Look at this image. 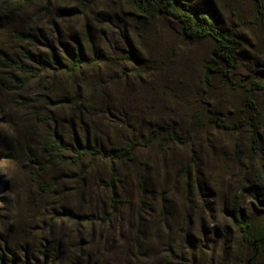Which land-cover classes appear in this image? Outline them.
I'll return each mask as SVG.
<instances>
[{"label":"rangeland","instance_id":"1","mask_svg":"<svg viewBox=\"0 0 264 264\" xmlns=\"http://www.w3.org/2000/svg\"><path fill=\"white\" fill-rule=\"evenodd\" d=\"M190 4L208 6L220 25L234 31L240 61L228 78L213 77L206 85L203 66L209 62L211 43L183 40L170 21L143 25L134 20L124 0H36L31 6L22 0H0V252L9 260L249 264V247L232 225L229 211L235 202L245 214L259 216L256 209L264 204V189L257 187L259 180L264 186V157L252 150L248 138L250 101L257 110L264 151V0ZM71 5L81 12L69 20L59 17V10ZM78 29L97 38L93 44H107V62L88 65L81 75L40 65L26 85L15 82L5 56L17 54L31 63L30 52L48 60L47 46H31L21 34L35 33L40 41L44 34L56 45L67 40L58 33ZM127 44L133 49L145 46L140 53L143 65L126 59ZM90 93L94 98L89 102ZM73 95L82 101L83 117L97 127L96 137L105 147L130 139L143 142L157 125L183 133L201 110L208 118L220 117L232 130H217L200 116L186 144L141 148L126 167L115 163L116 172L127 175L122 186L130 206L112 207L109 190L101 186L110 166L99 160L77 167L51 163L37 179L61 181L53 191L42 193L29 159L44 160L42 143L61 130L47 118L69 112L49 102ZM141 172L146 189L142 192L137 186ZM64 209L77 217L68 218ZM83 214L91 217H78ZM254 264H264V254Z\"/></svg>","mask_w":264,"mask_h":264},{"label":"trees","instance_id":"2","mask_svg":"<svg viewBox=\"0 0 264 264\" xmlns=\"http://www.w3.org/2000/svg\"><path fill=\"white\" fill-rule=\"evenodd\" d=\"M22 1L26 5L31 6L36 0ZM46 1L48 2L49 0ZM124 1L134 20H137L139 23L144 21L143 25H147L150 22L149 20L170 21L179 28V36L183 40L194 42L208 41L211 43L209 62L203 66V82L206 85L210 84L213 77L220 78L222 76L228 78L227 75H232L237 69L240 61V44L235 37L234 31L229 27L220 25L219 20L212 15L211 9L208 6L205 7L200 4L191 5L190 0ZM59 12V17L64 15L69 20L73 19V17L75 18L81 11L78 10L76 5H71L66 9L59 10ZM262 17L264 18V15ZM40 35L42 41L32 32L21 34L20 38H22V41L31 44V46L36 44L47 46L48 60L37 59L30 52L26 53L31 63L25 62L17 54L5 56V67L12 72L13 79L19 86L26 85L29 78L35 76V72L40 68V65H43L45 68L49 67L46 69L53 72H61L67 75H81L82 69L86 66H97L99 63L108 61L106 53L109 52L104 50H109L107 44H102V47H99L98 44H93L97 41V38L90 35L89 31L86 32L84 29H78L74 33H70L69 31H64L62 34L58 33L57 37L63 36L67 40H65L66 42H63V40L59 41V44H56L57 47L53 45L55 43L52 38L44 34ZM127 46L129 54L126 59L134 62L138 61L143 65L140 53L145 50V46L139 44L134 49L131 44H127ZM137 47L141 50L137 49ZM90 49L91 52L89 53ZM93 98V95L90 93L88 101L90 102V99ZM249 104L248 107L253 110L248 118L249 142L252 150H255L264 157V151L261 149L259 142L261 126L255 120L257 110H255L252 102L249 101ZM49 105L68 109L69 112L61 114L58 117L50 116L47 118L48 122L55 124L57 127L60 124L58 129L61 130L51 133L50 139L42 143L41 157H44V160L29 159V162L36 166V179L54 162L60 165L77 167L84 165L85 162L91 166L99 160L101 163L110 166L108 170L109 176L107 175L108 177L101 182V186L109 190V199L112 207L113 205L118 207L131 205L130 198L124 193L125 188L122 186L126 183L127 175L123 174L120 176L115 168H113L115 163L126 167L133 162L136 152L141 148L156 146L160 150H163L170 144H186L190 139V132H193L198 127L200 116H202V120L206 118L209 124L215 126L217 130H220V128L232 130L227 124L220 122V117L213 116L208 118V115L201 110V112L195 113L190 118L187 128L183 133L176 132L174 129L168 127V125H157L149 131L147 138L143 142L139 139H130L123 144L112 143L105 147L96 137L97 127L90 124V119H84L83 103L82 101L78 102L75 95L68 98L64 96L61 99H54L52 102H49ZM190 161L195 164L194 159H190ZM143 174V172L140 173L137 181L138 191L141 192L146 191L144 189ZM128 175L130 176V174ZM76 180L80 184L82 183V179L77 177ZM59 181H61L60 177H55L51 181L37 179L36 186L39 191L45 193L53 191ZM257 182V187L259 188L262 185L264 189L262 180ZM256 200L261 201L258 198ZM137 201L141 205L144 203L141 196L137 198ZM256 210H258L259 216L252 213L245 214L244 210L234 202L233 207L229 211L232 225L237 230V233H239L240 238L249 247L250 253L247 257L249 264H254L258 261L259 256L264 254V204L262 208ZM64 211L68 218L77 217L74 214L72 215V212L67 209H64ZM78 217L83 219L84 217L91 216L83 214V216ZM0 264H16V262L14 259L9 260L3 251H1Z\"/></svg>","mask_w":264,"mask_h":264}]
</instances>
